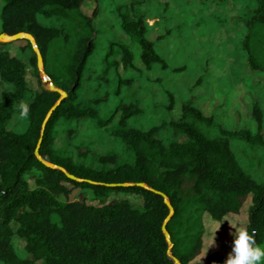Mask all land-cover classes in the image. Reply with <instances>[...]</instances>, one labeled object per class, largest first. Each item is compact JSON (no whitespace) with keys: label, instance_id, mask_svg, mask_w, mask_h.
<instances>
[{"label":"trees","instance_id":"1","mask_svg":"<svg viewBox=\"0 0 264 264\" xmlns=\"http://www.w3.org/2000/svg\"><path fill=\"white\" fill-rule=\"evenodd\" d=\"M0 2V33L31 35L45 74L65 93L61 98L45 88L28 41L0 43V264H174L161 232L169 211L154 191L173 209L166 231L180 264L201 253L205 215L221 221L248 198L246 227L256 229L264 248V176L257 181L231 147L234 140L264 146L257 105L259 126L251 131L217 126L190 103L176 118L146 126L142 100L125 97L112 105L110 99L113 76L119 94L121 83H133L143 71L167 69L168 42L209 9L212 17L244 25L247 63L264 72V0ZM21 102L31 109L26 119ZM130 118L141 124L129 126ZM96 132L114 146L93 148L87 140ZM39 139L45 164L33 154ZM76 189L90 197L71 198ZM207 260L223 263L217 253Z\"/></svg>","mask_w":264,"mask_h":264},{"label":"rangeland","instance_id":"2","mask_svg":"<svg viewBox=\"0 0 264 264\" xmlns=\"http://www.w3.org/2000/svg\"><path fill=\"white\" fill-rule=\"evenodd\" d=\"M89 8L91 5L85 7L84 11L87 12ZM213 11L209 9L195 15L183 24L182 37H173L168 42L167 69L143 71V75L133 83H121L119 94H113L118 88V78L113 76L111 104L125 97L142 100L145 111L142 123L150 126L161 120L176 118L181 105L190 103L205 116L212 118L217 126L228 130L251 131H256L259 126L252 113L253 107L257 105L262 112L260 127L264 138V72L251 69L247 63V55L242 49L244 25L224 19L226 16L218 19L217 16L212 17L209 12ZM178 22L179 18L173 25H178ZM135 74L139 72L122 73L121 78ZM127 123L129 126H137L141 120L130 118ZM214 129L217 127L214 126ZM202 131L206 133L204 129ZM88 139L92 147L99 151L114 146L111 137L104 132H96ZM231 147L241 166L257 181H261L264 176V146L251 148L244 142L234 140ZM77 196L88 199L90 191L76 189L71 198ZM123 197L124 194L114 196L116 199ZM249 205L250 198L238 214L227 215L218 222L205 215L203 249L190 264H217L207 260V256L213 253L219 254L223 259L222 264H225L233 247L232 233L235 231L225 219L246 226ZM217 227L215 243L208 248ZM17 249L20 250V247Z\"/></svg>","mask_w":264,"mask_h":264},{"label":"clouds","instance_id":"3","mask_svg":"<svg viewBox=\"0 0 264 264\" xmlns=\"http://www.w3.org/2000/svg\"><path fill=\"white\" fill-rule=\"evenodd\" d=\"M18 109L21 119H26L29 116L31 109L27 103L21 102ZM225 220L235 229L232 233L234 237L233 247L231 252L228 253L225 264H261V261L264 260V248L257 243L256 229L249 231L246 226L238 222ZM219 227L215 228L208 248L214 245L215 234Z\"/></svg>","mask_w":264,"mask_h":264},{"label":"water","instance_id":"4","mask_svg":"<svg viewBox=\"0 0 264 264\" xmlns=\"http://www.w3.org/2000/svg\"><path fill=\"white\" fill-rule=\"evenodd\" d=\"M31 38L33 40V42L31 41ZM5 39V40H3ZM19 40H26L29 42V44L31 45V48L35 54V58H36V66H37V70H38V73H39V76L41 78V82L43 83V85L45 86V88L49 91H52V92H56L58 93L61 98H63L65 96V93L62 92L60 89H57L55 88V86L52 84L50 78L45 74L44 70H43V63H42V58H41V55H40V52L37 48V45L33 39V37L27 33H16L14 35H6L4 33H0V43H9V42H15V41H19ZM59 103V101L56 103V105ZM55 105V106H56ZM54 106V107H55ZM53 107V108H54ZM52 108V109H53ZM50 114V111L48 113V115ZM47 115V116H48ZM45 122H43L42 124V127L44 126ZM39 143H40V139L38 140V143H37V146L33 152L34 156L36 157L37 160H39L41 163L45 164V162L40 158L39 156V153H38V147H39ZM47 166H50V165H47ZM53 168L55 169H58L60 171H62L63 173H65V171L63 169H61L60 167H56V166H52ZM65 176L71 180V181H75V182H82V180H79L77 179L76 177H74L73 175H70V174H67L65 173ZM88 182V181H87ZM127 186L125 184H116V185H110V186ZM139 187H145L143 184L141 183H138L137 184ZM151 190V189H149ZM153 191V190H151ZM156 194H158L162 199H163V203L165 204V206L167 207L169 213L167 215V217L164 219L162 225H161V232L163 233L164 237H165V240L168 244V250H167V255L170 257V259L174 262V264H180L176 258L172 257L170 255V249H171V242H170V239H169V234L168 232L166 231V224L167 222L169 221V219L171 218L172 216V213H173V209L172 207L170 206L166 196L161 193V192H157V191H154Z\"/></svg>","mask_w":264,"mask_h":264},{"label":"bare ground","instance_id":"5","mask_svg":"<svg viewBox=\"0 0 264 264\" xmlns=\"http://www.w3.org/2000/svg\"><path fill=\"white\" fill-rule=\"evenodd\" d=\"M3 40H5V39H3ZM31 41L33 42L32 38H31Z\"/></svg>","mask_w":264,"mask_h":264}]
</instances>
